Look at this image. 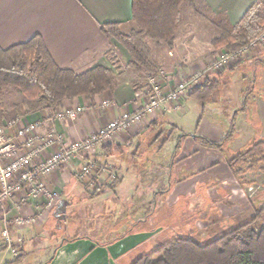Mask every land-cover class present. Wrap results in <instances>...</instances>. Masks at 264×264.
<instances>
[{
  "label": "crops",
  "instance_id": "crops-1",
  "mask_svg": "<svg viewBox=\"0 0 264 264\" xmlns=\"http://www.w3.org/2000/svg\"><path fill=\"white\" fill-rule=\"evenodd\" d=\"M205 1L216 14L225 13L231 25L239 23L244 14L257 2V0ZM200 20L203 25L207 24L206 21ZM107 22H120L125 33L136 29L132 16V0H0L1 48L8 49L40 35L54 61L60 67L73 69L77 73L85 72L97 65H103L114 70L116 80L114 90H106L90 99L78 96L64 101L61 108L79 105L85 107V111L80 114L77 120L64 119L55 123L68 143L81 140L99 131L112 118L120 116L126 111L137 109L145 99L144 96L138 97V92L146 86L149 74L132 67L130 65V53L118 48L116 40L102 31L101 25ZM185 27L188 26H180V29L183 31L182 34L186 36L189 34ZM180 36L176 35L175 44L172 48L164 41H157L156 44L160 47V50L157 49L154 52L155 59L160 65L176 66L179 75H182L187 73V70H190L193 65L203 62L212 50L206 43L203 47L198 46L197 49L194 45L192 46L193 43L196 45L197 43H192V41L190 43L192 47L190 45L187 47L186 45L189 42L187 38L195 37V35L183 36L185 42L181 40ZM231 75H226L227 78L231 77L227 80L228 83L235 84L240 80H236V77L233 74ZM208 78L211 81L215 77L209 76ZM240 82L242 84L244 79ZM193 97L188 95L185 101L187 107H183V110L175 111L164 107L149 116L144 122L119 134L116 142L98 147L94 155H84L53 174L48 179V185L58 192L59 200L50 211L47 209L48 211L43 212L45 220L42 218L35 224L16 225L14 222L16 215L28 216L35 212H41L45 208L46 201L44 197L38 200L30 199L29 203L19 212L14 210L12 205L19 200L23 191L16 194L7 208L11 218L10 224L14 230V247L16 250L13 251L5 247L0 240V264H18L31 254L37 253L38 255L41 253L39 258L35 260L37 262H29L28 264H49V261H54L59 254L72 257L71 262L62 260V264H117L121 261H132L131 252L135 245L130 248L125 247L128 239H114L106 243L99 241L94 236L81 235L80 233L66 238L64 233L68 232L69 228H67V221H64V217L67 215L63 214L64 217H60V227L62 230L66 229L64 233L58 231V223L53 222V214L59 207L64 208V212L68 214L75 204L87 200L89 196H93L91 190L78 178L79 167L83 161L85 162L86 157L93 158L95 162L94 177L98 178L100 187L105 186L101 184L103 182L102 167L109 165L117 176L116 182L112 186L115 191L117 189L119 191L125 185V182L131 179L125 185V187H128L127 190L130 189L129 187L142 188L149 192V196L153 195L155 197V204L153 203L155 207L160 203L161 197L164 198L165 206H171L177 204L178 201H176V197L172 202H169L171 196L174 194L176 196L187 194L186 192L183 193L184 184L176 183L177 173L180 175L181 172L176 171L172 160L178 156L180 147L182 152H186L192 149L191 146H197L196 149L199 154H211V157L215 156L221 162L217 164L215 170L204 174L207 175L206 179L200 178L202 174L198 176L200 180H198L199 178L192 179L194 180V186L197 187L198 184L200 191L202 190L201 195L213 191L218 196L216 198L218 204L215 206L218 217L211 223H216L218 220L228 226H234L253 216L256 210L264 204V198L259 201L260 206L257 205L256 201L235 199L230 188L232 184L221 178L226 172H231L227 165L225 166L223 160L219 159V155H222V157L225 155L217 150H213L209 154L208 150L210 149H206L195 138L200 135L212 140V137L215 136L216 138H213L220 141L226 138L228 132L232 129L233 135L238 136L234 140L236 150L233 151L248 149L257 141L264 140V85L258 92H244L239 88L238 91L222 97L226 101L222 105H229L227 107L231 111L232 121L230 123L227 120H221L228 114L224 107L221 109L220 106L212 112L214 115L219 114V120L211 119V123H214V125L209 126L211 127L209 132H199L193 137H190L192 133L185 132L182 135L188 134V138H185V136L181 138L177 135V138L175 136V139H173L177 127L176 121L189 111L188 104ZM105 100L111 101V104L107 107L102 105ZM231 100L235 102L233 103ZM22 109L26 110L25 107ZM53 112V109L47 108L31 113L24 111L22 116H26L31 121L42 122L39 131L45 133L50 128L48 126L54 124L51 121ZM236 117H238L239 122H237ZM164 125L171 126L173 131L172 135L167 137L166 142L159 143L157 140L155 142L149 140L160 129L166 128ZM11 133L15 134L13 131ZM159 148L167 149V154L158 158L157 156L161 154V151H158ZM156 153L158 155L155 156ZM193 160L199 162L185 164L184 170H190L194 173L203 167L204 159L200 161L199 158H193ZM147 161H149V164H146ZM210 172L213 173V176ZM215 173L216 175H214ZM190 185L192 187V184ZM105 189L104 192L109 191V188L106 187ZM195 189L188 192L193 195L192 197L198 196ZM102 191L103 188L100 192ZM225 205H230L233 209L225 211ZM212 207H214L213 203H211L205 214V217L210 220L213 219ZM153 212H156V208ZM160 230L156 241H165L169 237L164 233L166 228L161 227ZM49 240H51L50 243ZM146 241L136 240V244H148Z\"/></svg>",
  "mask_w": 264,
  "mask_h": 264
},
{
  "label": "rangeland",
  "instance_id": "rangeland-1",
  "mask_svg": "<svg viewBox=\"0 0 264 264\" xmlns=\"http://www.w3.org/2000/svg\"><path fill=\"white\" fill-rule=\"evenodd\" d=\"M254 5H257L260 11H264V0H257ZM194 17L198 16L195 14L189 4H183L181 21L178 23L176 35H181L180 37L182 39H180L184 41L185 38L183 36L185 35L182 34L183 31L180 29V26L183 27L184 25H187L189 28L185 27L187 28V30H185L189 35H195V37L193 36L191 38H187L189 39V42L186 46H191L190 43L192 41V43H197V45L193 43L192 46L194 45V47L198 49V46L203 47L206 43V45H209L210 50L212 51L207 55L203 62L193 65L190 70H187V73L182 75H179V70L176 66L161 65L157 73H159L161 70H165L166 72H168L171 75L170 79L173 84L179 81V79L183 75L187 76L191 73L197 72L205 68L211 59H214L219 56L224 50L230 49L227 46L215 49L210 42L220 36L219 29L207 21L205 22L207 24L203 25L202 21L200 20V17ZM259 20L260 19L258 17H255V19L251 23V28L249 30L251 34V40H256V45L252 47L249 55H247L245 59L234 60L224 70L211 74L215 77L214 79H217L218 81L217 88L210 95L206 102H202L196 97H193L190 100L188 104L189 111L183 114V117H180L176 121L177 127L173 139H175V136L177 138V135L181 138L184 137L182 134L185 132L192 133L190 137L195 136V134L197 133L199 134V132H209L211 129V127L209 126L214 125V123H211L212 120H219V114H216V112V115H214L212 112L215 110V108H220V106L221 109H223L224 107L228 114L225 118H221V120H227L230 123V121H232L231 111L229 110V107H227L229 105L223 106L226 101L223 100L222 97L238 91L239 88L241 91L244 92H258L262 85H264V39L262 38V36L264 35V26H260ZM178 29L180 30L178 31ZM188 29L192 31L190 32V30ZM189 35H186L185 37ZM157 41L160 40L150 38L147 39V43L149 45V48L153 52L154 58V51L157 49L160 50V47H158V45L156 44ZM116 42L118 48L128 51L120 42H118V40H116ZM231 74L236 77V80L244 79V82L240 84L241 82L239 80L235 84L228 83L227 80L233 77ZM226 75H231V77L227 78ZM148 76L150 77L152 75L149 74ZM211 81L213 82V79ZM201 86L202 85H200V87ZM22 97L23 95L21 91L12 87L5 88L3 98L5 99L4 101L7 104L6 114L0 120L4 127L7 128V119L15 117V115L17 118H19L24 114V111H27L22 109L24 107L26 109V106L22 103ZM231 102L234 103L235 101L231 100ZM17 105H20V109H18ZM204 105H206V107H204ZM186 107L187 104L184 106V108ZM184 108L173 110L181 111ZM231 108H233V106H231ZM236 119L237 122H239L238 117H236ZM19 127L20 124L18 123V125L13 127L11 131L16 133ZM172 133V127L166 126V128L160 129L158 133L155 134V136H151L149 140L154 142L157 140V142L159 143L166 142L167 137L171 136ZM233 134V130L230 129L229 136H226V138H223L220 141H216L217 139H214L216 137L211 134L214 137L213 138L211 136L212 141L217 143H223V149L221 150L206 146L197 137L195 139L196 141H199V143L206 149H210L208 150V153H211V151L213 150H217L218 152L223 153V155H225L224 157L226 159L222 157V155H219V159L223 160L225 166L227 165L232 174L231 172H226V174L221 176V178L223 180L225 179L224 181H229V183L232 184L230 188L232 190V195L234 196V198L243 201L247 200L250 202L256 201L257 205L260 206V204L258 203L261 199L264 198V163L257 164L256 166L254 165V168L251 169L250 167H252V162H249L248 164L243 165L242 167H239L236 170H233L229 165L230 159L236 156L238 153L247 150L241 149L239 151H233L236 150L234 146V140L238 138V136L236 137V134ZM185 138L188 137L185 136ZM165 147L167 148L168 146ZM196 147L197 146L193 145L191 146L192 149L187 150L186 152H182V148L180 147V152L178 153V156H176L172 160L174 161L176 171L181 172L180 175L179 173H177L178 178L176 179V183L181 185L184 184L183 193H187L182 195L177 194L178 196L174 194L170 197L169 202H172L177 197V204L165 206L163 201L164 198L161 197V200L159 199L160 203L157 207H155V197L153 195L149 196V192H147V190H144L142 188L138 189L136 187H129L130 189L127 190L128 187H125V185L128 184L131 180L128 179V181L125 182V185L120 188L122 190L119 189L118 191L117 189V191H115L114 187H112L108 189L109 191L101 192L97 196H89L87 200L75 204L71 208L73 212L70 209L67 214L66 212H64V208L59 207V209L55 210V213L53 214L54 216L52 218L55 224L58 223V231L62 233L66 231V229L62 230V228L60 227V217H64V215L66 214L67 216H69L68 218L67 216L64 217V221H67V228H69V231H66L64 233V237L66 238L68 236H74L75 234L80 233L81 235L88 234L90 236H94L99 241L106 243L114 239H128L125 244V247L130 248L132 245H135V248L131 252V258L133 257V259L132 261L129 260L128 262L121 261V263L117 264H131L134 260L137 259V257L142 255L143 253H149L152 250L158 248L160 245H163L167 240H169V238L171 239L176 237H192L194 240L200 243H206L216 238L223 232L229 230L223 229L225 227L223 226L224 222H220L217 220L216 223H211L218 217V213L215 209V206H217L218 204V202L216 201V198H218V196H216L213 191L212 193H206L201 195L202 190L200 191L198 184L197 187L194 186L193 182L195 179H198V176L201 174L202 176H200V178L206 179L207 175L204 174H206V172L215 170L214 168L217 167V164H220L221 162L217 160V157H211L212 155L210 153L209 154L211 156L199 154ZM158 151H161V154L157 156L158 158L167 154V149L165 148H159ZM156 155L158 154L156 153L155 156ZM193 158H199L200 161L204 159L203 167L198 169V171H195L194 173H192L190 170H184L185 164H189V162H199H196L195 160H193ZM146 164H149V161H147ZM210 173L211 175L213 174L212 172ZM214 175H216V173ZM200 178L198 180H200ZM190 184H192V187ZM194 189L196 190V193H198L197 197H192L193 195L188 193L189 191H192ZM58 198L59 195L55 196L50 208H48L49 211L52 209V207L56 205L57 201L59 200ZM211 203L214 204V207H212L211 212L213 214L212 220L207 219L205 217V214L210 208ZM155 208L156 212H153ZM232 209L233 207L230 205L224 206L225 211H231ZM43 220L45 219L43 218ZM161 227L166 228L164 233L167 234L169 237H167L165 241H156L158 233L160 234ZM136 240L142 242L147 240L146 242H148V244H136ZM50 242L51 240H49V243ZM40 254L41 253H39V255L38 253L31 254L27 258L23 259V261H20L18 264H28L29 262L35 263L37 262L35 261L36 258H39ZM62 260L66 262H71L72 257L65 256L64 254H59V256H57L54 261H49V264H62Z\"/></svg>",
  "mask_w": 264,
  "mask_h": 264
},
{
  "label": "trees",
  "instance_id": "trees-1",
  "mask_svg": "<svg viewBox=\"0 0 264 264\" xmlns=\"http://www.w3.org/2000/svg\"><path fill=\"white\" fill-rule=\"evenodd\" d=\"M185 3L198 17L219 29L220 36L211 42L215 49L227 46L237 50L247 45L251 41L249 30L255 17L260 19V26H264V11H260L257 5H253L239 23L231 25L225 13L216 14L205 0H132L136 29L125 33L120 22L104 23L101 29L128 50L132 67L155 75L161 65L153 57L147 39L164 41L172 48ZM208 77H204L202 86L189 95L206 102L218 85L217 79L211 82ZM115 86L114 70L106 66L97 65L82 73L58 66L40 35L8 49L0 47V120L6 114L7 104L3 94L8 87L21 91L22 103L31 113L61 108L65 100L78 96L90 99L106 90H114ZM17 107L20 109V105ZM197 138L210 148L223 149V143L200 135ZM249 162H252L251 169L264 163V140L232 157L229 165L236 170ZM112 186H99L91 192L97 196L102 188L104 192L106 187ZM223 226V229L229 230L206 243L192 237L169 238L163 245L143 253L131 264H264V204L253 216L236 226L225 223Z\"/></svg>",
  "mask_w": 264,
  "mask_h": 264
},
{
  "label": "built area",
  "instance_id": "built-area-1",
  "mask_svg": "<svg viewBox=\"0 0 264 264\" xmlns=\"http://www.w3.org/2000/svg\"><path fill=\"white\" fill-rule=\"evenodd\" d=\"M264 39V35L262 36ZM256 40L252 39L247 45L237 50H224L219 56L211 59L207 66L172 83L171 75L165 70L148 78L147 85L138 92V97L144 96L142 104L134 111H126L120 116L112 118L99 131L82 138L66 142L62 131L55 123L64 120H77L85 111L84 106L57 108L54 110L47 132L39 131L42 122L31 121L26 116L7 119V128L0 122V240L1 243L15 251L14 230L10 224L11 218L7 208L13 197L22 192L17 202L12 205L16 211H21L30 199H46L45 208L34 214L16 215V225L35 224L44 216L43 212L50 208L55 196L58 195L48 185V179L64 166L70 165L84 155H94L97 148L117 141L119 134L128 131L137 124L144 122L158 110L167 107L170 110L181 109L190 92L200 87L204 77L227 68L234 60L245 59L249 55ZM110 100L103 101L107 107ZM20 124L15 134L11 130ZM10 130V131H9ZM43 158V156L46 154ZM93 158L86 157L78 170V178L90 190L100 186L94 173ZM104 185H114L117 179L111 166L102 167Z\"/></svg>",
  "mask_w": 264,
  "mask_h": 264
}]
</instances>
